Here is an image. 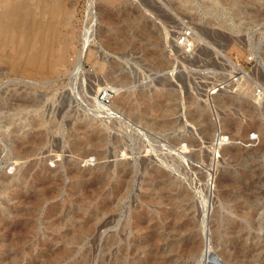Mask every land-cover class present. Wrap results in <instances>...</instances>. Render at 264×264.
I'll return each instance as SVG.
<instances>
[{
    "label": "rangeland",
    "instance_id": "rangeland-1",
    "mask_svg": "<svg viewBox=\"0 0 264 264\" xmlns=\"http://www.w3.org/2000/svg\"><path fill=\"white\" fill-rule=\"evenodd\" d=\"M0 10V264H264V0Z\"/></svg>",
    "mask_w": 264,
    "mask_h": 264
},
{
    "label": "built area",
    "instance_id": "built-area-1",
    "mask_svg": "<svg viewBox=\"0 0 264 264\" xmlns=\"http://www.w3.org/2000/svg\"><path fill=\"white\" fill-rule=\"evenodd\" d=\"M177 42L185 55H190L195 50L194 35L191 31L179 34ZM109 96H111L110 92L108 90H103L100 92L99 98L103 103H107L110 100Z\"/></svg>",
    "mask_w": 264,
    "mask_h": 264
},
{
    "label": "bare ground",
    "instance_id": "bare-ground-1",
    "mask_svg": "<svg viewBox=\"0 0 264 264\" xmlns=\"http://www.w3.org/2000/svg\"><path fill=\"white\" fill-rule=\"evenodd\" d=\"M6 16L3 14V12L0 10V18H5ZM5 21H6V19H5ZM10 23V22H9ZM11 24V26L12 27H18V26H20L21 25V23L19 22V21H15L14 23H10ZM6 28H7V25L6 24H0V55H1V52H2V50H3V46L4 45H6V43L4 44L3 43V39L2 38H4L3 36L7 33L6 32ZM7 35V34H6ZM5 35V36H6ZM7 37V36H6ZM5 37V38H6ZM7 39V38H6ZM5 39V40H6ZM8 40V39H7ZM52 44V43H51ZM43 46V45H42ZM50 46L51 45H49V46H47L48 48H47V51H48V53H50L51 52V49H50ZM41 48V47H40ZM39 48V45H38V47H36V52H40V51H42L41 49ZM43 48V47H42ZM25 49V48H24ZM33 49V48H32ZM34 50V49H33ZM14 61V60H13ZM262 225H263V228H264V222L262 223ZM192 251H194V250H192ZM191 251V252H192Z\"/></svg>",
    "mask_w": 264,
    "mask_h": 264
}]
</instances>
